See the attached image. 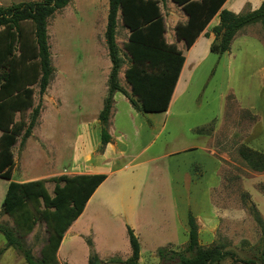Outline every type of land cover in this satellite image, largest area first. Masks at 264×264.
<instances>
[{"label": "rangeland", "instance_id": "obj_1", "mask_svg": "<svg viewBox=\"0 0 264 264\" xmlns=\"http://www.w3.org/2000/svg\"><path fill=\"white\" fill-rule=\"evenodd\" d=\"M39 1L0 0V6ZM236 1L241 2L240 14L257 9L262 2ZM233 2L235 0H230L229 4ZM159 6L165 19L166 38L176 44L175 36H171L173 24L183 23L185 14L171 0H160ZM107 13L108 0H72L48 19L47 42L54 71L42 97L38 94V86L33 87V107L41 104V112L24 146H20L19 138L12 148L15 163L12 181L48 180L61 174L73 176L86 166L96 169L103 165L97 155L90 161L86 157L94 154L101 144L97 116L106 96L104 81L111 68L104 41ZM116 24V44L123 63L118 81L129 92L123 76L129 65L123 50L127 31L120 14ZM25 28L30 30L28 24ZM242 33L251 39L246 42L238 36L234 42L236 64L232 82L225 71H221V62L216 63L217 55L205 56L186 96L172 106V116L168 117L164 131L161 130L162 118L139 113L132 107L129 111L128 103L117 101L118 119L112 116L110 124L128 128V137L123 141L126 150L139 152V144L135 141L144 128L155 129H150L148 133L152 135L146 140L142 135V145L149 143L154 133L159 134L146 152L135 154L137 159H122V227L113 221L114 215L96 216L93 207L81 221V232L88 235L84 237L85 243L95 240L101 260L130 256L127 225L134 230L140 244L139 264H162L156 254L160 247L183 249L188 227L178 223L172 229V204L181 215L184 209L186 215L188 211L194 214L201 246L220 244L245 259L264 253V236L247 205L248 200L252 202L264 221V171L252 170L238 152L245 147L264 154V33L259 23ZM178 46L185 50L182 43ZM30 112L28 110L22 117L26 123ZM19 119L16 115V120ZM195 127L205 130L208 155L190 150L168 157L171 151L199 143V137L189 131ZM173 128H179L178 133H181L174 132ZM7 186L8 181L0 179V207ZM45 187L52 195L54 183L48 181ZM140 197L144 200L139 218L141 224L137 220L133 226L130 224L133 222L130 202ZM0 224L15 231L14 222L7 215L0 214ZM90 226L93 236L89 235ZM46 239L45 224L39 221L22 241L38 259ZM68 240L65 236L58 264H83L89 250L87 243L85 245L78 237L74 244ZM4 245L5 239L0 234V249ZM0 264L26 263L16 249L9 248L0 256ZM222 264L233 263L227 260Z\"/></svg>", "mask_w": 264, "mask_h": 264}, {"label": "trees", "instance_id": "obj_2", "mask_svg": "<svg viewBox=\"0 0 264 264\" xmlns=\"http://www.w3.org/2000/svg\"><path fill=\"white\" fill-rule=\"evenodd\" d=\"M72 0H41L19 2L7 7L0 6V179L8 186L0 207V214L12 218L15 231L0 224V234L5 245L0 256L9 248L16 249L26 264H58L57 251L65 232L81 215L87 201L96 188L106 179L105 174L60 175L48 180L28 182L12 181L14 154L12 148L20 138V146L31 137L41 112V104L33 107L34 86L42 97L53 75L47 21ZM186 15L185 23L174 27L175 39L183 42L188 50L218 14L219 23L212 29L214 41L210 53L223 55L230 50L235 36L245 27L259 23L264 33V0L260 6L242 14L222 8L226 0H171ZM160 0H108L107 22L104 41L111 68L107 77V92L97 120L100 125V147L110 141L107 132L108 120L115 93H121L131 107L139 113H163L170 99L184 63V55L177 46L165 39V22L159 6ZM129 31L123 44L129 65L123 76L129 86L127 92L118 81L122 58L116 44L117 17ZM30 30L27 31L25 25ZM31 110L29 121L24 114ZM16 115L20 116L16 120ZM196 134H205L204 128L195 129ZM239 156L254 171H264V154L241 147ZM54 183L52 195L45 187ZM245 198H247L245 196ZM248 209L264 236V221L255 205L248 200ZM43 222L47 233L46 243L35 259L31 250L24 246L27 237L37 222ZM187 242L181 250L160 247L156 254L162 264H264V253L252 258H240L233 251L217 244L203 247L198 240V224L194 214L187 212ZM130 256L126 259L103 261L96 253L91 240H86L89 255L86 264H139L140 244L134 230L126 226Z\"/></svg>", "mask_w": 264, "mask_h": 264}, {"label": "crops", "instance_id": "obj_3", "mask_svg": "<svg viewBox=\"0 0 264 264\" xmlns=\"http://www.w3.org/2000/svg\"><path fill=\"white\" fill-rule=\"evenodd\" d=\"M229 1L230 0H226V2L223 4L222 8L227 9V10H229L235 14L240 13L239 9L241 7V2L235 0V2H233L234 4H232V3L229 4ZM259 4H258V6H259ZM186 20H187V17L185 15L183 23H185ZM164 22H165V19H164ZM121 23H122V21H121ZM218 23H219V18H218V14H216L210 20V22L208 23L206 28L198 36V38L195 40V42L192 44V46L188 50H186V49L184 50L178 46L179 43L183 44V42H175L176 43L175 45L177 46V48L183 52L185 60H184V63L182 65L181 71L179 73L175 88L173 90L168 109L163 113H147L151 117H160L163 119L162 128H161L162 131H164L166 129V128H164V126L168 120V117L172 116V106L179 100V98L181 99V98L186 96V93L188 92L190 84L192 83V79L194 78L196 70L200 66V64L203 61V59L205 58V56L211 54L210 53V45L214 41V34L212 33V29H213V27L218 25ZM175 26H176V24H173V29ZM165 28H166V26H165ZM246 28L247 27H245L244 29H246ZM244 29H242L241 31H239L237 33V35L235 36L234 40L231 43L230 50L228 52L224 53L221 56L217 55L218 59L216 60V63L221 62L219 65L221 68V71L222 70L225 71V73L227 74V78L229 79L230 82H232L233 74H234V68H235V64H236V56H235V52H234V42L238 36H242V41H246V42H249V39H251L246 34H243V33L241 34V32ZM126 31H127V37H128L129 31L127 29H126ZM171 36L174 37L175 33L174 32L171 33ZM165 39H166V42L168 44L174 43L173 41L168 42V40L166 38V33H165ZM109 71L110 70L108 69L107 75H108ZM251 75H254V73L252 72ZM106 81H107V77H106V80L104 81L105 84H106ZM106 92H107V86H106ZM113 100H114V103H113V107H112L111 114H110V117L108 120V125H107V132H108V134L110 133V141L104 147L103 152H99L97 149L94 152V154L92 153L91 155H87V157H86V160L90 161V159L92 157H94V155H97L98 159L102 161L103 165L96 167V169H95V166H86L85 169L84 168L81 169V167H80L81 170H78V172L76 174H74V175L105 174L106 179L96 188V190L94 191V193L92 194L90 199L87 201L81 215L72 223V225L65 232L64 237L62 239V242L60 244V247L57 251V257H58V255H60V252L63 249V246H64L63 240H64L65 236L66 237L68 236V238H69L68 242L70 241V243H72V244H74L75 238L78 237V238L83 239L82 241H84V237L88 236L86 234H82L80 224H81V221H84L86 219L87 214H89V211L92 210L91 209L92 207H93V213L96 216H98L99 214L101 215L102 213H104L105 215L108 213L110 215H114L115 218H113L114 219L113 221H115V223H118L119 226L122 227V224L124 222L122 219V159H137L138 157H135V154H136V156L142 155L144 152H146V150L150 147V145L158 137L159 133H154V137H152V140L149 143L142 145V141H141L142 135L144 136V140H146L148 135H152V134L148 133V132H151L150 129H152V131L155 129V128H149V129L144 128V129H142L141 135L139 133V136H138L139 139L137 141H135L136 145L139 144V149H138L139 152L133 153V152H129V150H126L125 149L126 147L124 146L123 141H125L128 137V131H127L128 128H122V124L120 126L118 124L117 127L112 126L110 124V121H111L112 116H113V118L115 117V120L118 119L119 111L116 108L117 101L118 100L125 101L128 104H129V102L121 93H115ZM128 107H129V111H132L130 104ZM246 107H248V106H246ZM101 109H102V107H101ZM72 115H74V111L72 112ZM152 125L153 124L151 123V126ZM199 126L201 127V125H199ZM198 127H195L193 129L191 128V129H189V131L191 130L193 133H195L194 130L198 129ZM178 129L179 128H173L172 130H174V132L178 133L179 132ZM180 133H178V134H180ZM196 135L199 137V143L188 144V145L182 147L181 149H178L176 151H171L169 154H167L168 157H170V156L173 157V156L180 154V153H186L190 150L203 151L205 154L208 155V151L206 148V141H207L206 134H196ZM209 156H211V155L209 154ZM215 165L217 167L216 161H215ZM61 175H64V174H61ZM58 176H60V175H58ZM188 179H190V177H188ZM28 181H31V180L25 179V182H28ZM210 185L211 184L208 185L207 189L209 188ZM101 190H102V192L100 193ZM98 193H100V195L98 196L97 199H95V197ZM94 199L97 201L96 203L93 202ZM142 204H144V200L142 197L137 199L135 202H130L129 210L132 213V219H133L132 220L133 222L130 224L133 226L137 220H138V223L141 224V221L139 220V218L141 217V214H140L141 210H143V206H141ZM171 207H173V208H170L171 217H172V224H171L172 229L176 228L178 223L186 225V210L184 209L182 211V215H181V213H179L177 206H176V209H174L175 207L173 204L171 205ZM124 220H126L128 222L126 217L124 218ZM109 226L111 227V224ZM151 226H152V224L149 225V227H151ZM89 231H90V234H89L90 236L95 235V234H93V231H94L93 227L90 226ZM125 232H126V226H125ZM91 241H92L93 247L96 251V242L94 239H91ZM84 243H85V241H84ZM85 245H86V243H85ZM87 249H89L88 246H87ZM88 255H89V250H88ZM88 255L86 257V261L83 264L87 263ZM66 256H67V258L69 257L68 254ZM64 259L67 260L66 258H64Z\"/></svg>", "mask_w": 264, "mask_h": 264}]
</instances>
